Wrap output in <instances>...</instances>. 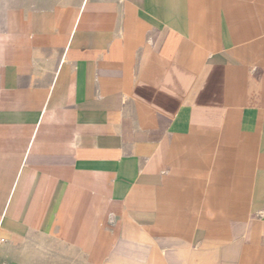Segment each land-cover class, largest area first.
<instances>
[{
	"label": "crops",
	"instance_id": "crops-1",
	"mask_svg": "<svg viewBox=\"0 0 264 264\" xmlns=\"http://www.w3.org/2000/svg\"><path fill=\"white\" fill-rule=\"evenodd\" d=\"M1 18L0 264H264V0Z\"/></svg>",
	"mask_w": 264,
	"mask_h": 264
},
{
	"label": "rangeland",
	"instance_id": "rangeland-1",
	"mask_svg": "<svg viewBox=\"0 0 264 264\" xmlns=\"http://www.w3.org/2000/svg\"><path fill=\"white\" fill-rule=\"evenodd\" d=\"M10 1L12 3V0H0V25L3 23L1 15L6 8L7 3ZM30 246L31 245L27 244L23 248V252L26 253L24 256L25 258H30L35 264H83L81 259L62 256V250L45 240H38L36 242L37 248H32Z\"/></svg>",
	"mask_w": 264,
	"mask_h": 264
},
{
	"label": "built area",
	"instance_id": "built-area-1",
	"mask_svg": "<svg viewBox=\"0 0 264 264\" xmlns=\"http://www.w3.org/2000/svg\"><path fill=\"white\" fill-rule=\"evenodd\" d=\"M5 239L0 236V248L4 245Z\"/></svg>",
	"mask_w": 264,
	"mask_h": 264
},
{
	"label": "bare ground",
	"instance_id": "bare-ground-1",
	"mask_svg": "<svg viewBox=\"0 0 264 264\" xmlns=\"http://www.w3.org/2000/svg\"><path fill=\"white\" fill-rule=\"evenodd\" d=\"M2 39V38H1Z\"/></svg>",
	"mask_w": 264,
	"mask_h": 264
}]
</instances>
